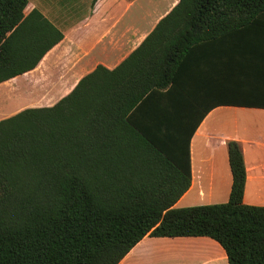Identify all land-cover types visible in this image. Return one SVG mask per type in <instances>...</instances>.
<instances>
[{
	"label": "trees",
	"instance_id": "obj_1",
	"mask_svg": "<svg viewBox=\"0 0 264 264\" xmlns=\"http://www.w3.org/2000/svg\"><path fill=\"white\" fill-rule=\"evenodd\" d=\"M28 4L0 0V83L64 38ZM226 34L262 46L264 0H179L116 68L98 65L56 103L0 119V264H118L146 235L208 236L229 264H264V206L243 200L237 140L229 200L174 207L191 185L190 139L213 106L176 74L191 49Z\"/></svg>",
	"mask_w": 264,
	"mask_h": 264
},
{
	"label": "crops",
	"instance_id": "obj_2",
	"mask_svg": "<svg viewBox=\"0 0 264 264\" xmlns=\"http://www.w3.org/2000/svg\"><path fill=\"white\" fill-rule=\"evenodd\" d=\"M135 1L97 0L87 12L78 13L63 25L58 16L29 0L27 13L37 7L64 33V38L29 71L42 80L50 74L49 81L57 97L51 103L32 106L56 103L98 65L108 69L119 66L179 2L146 0L136 13L132 10ZM252 36L238 38L226 34L223 39H211L209 46L191 49L186 56L187 65L178 69V85L192 86L193 99L213 106L190 139L191 185L174 207L229 200L233 180L228 155L230 140H237L244 153L247 173L244 202L264 206V40L260 46L258 37ZM179 91L173 98H184ZM178 94L180 97H175ZM233 100L239 103L228 102ZM118 264H229V261L223 246L208 236L146 235Z\"/></svg>",
	"mask_w": 264,
	"mask_h": 264
},
{
	"label": "rangeland",
	"instance_id": "obj_3",
	"mask_svg": "<svg viewBox=\"0 0 264 264\" xmlns=\"http://www.w3.org/2000/svg\"><path fill=\"white\" fill-rule=\"evenodd\" d=\"M45 12L58 16L63 25L67 24L78 13L87 12L91 0H31ZM146 0L135 1L132 10L139 13ZM30 74V75H29ZM33 75V76H32ZM34 73H27L11 81L0 84V118L14 114L19 110L32 105H45L57 97L53 85L50 83V74L38 79ZM31 76V77H30ZM42 76V75H41ZM44 81V85L40 82ZM27 82V83H26ZM32 85H26L30 84ZM50 86L52 87L49 90Z\"/></svg>",
	"mask_w": 264,
	"mask_h": 264
}]
</instances>
